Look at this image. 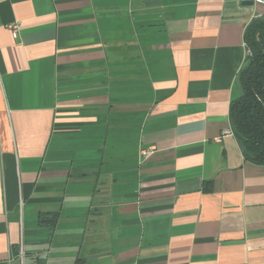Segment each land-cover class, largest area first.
<instances>
[{
	"label": "crops",
	"instance_id": "obj_1",
	"mask_svg": "<svg viewBox=\"0 0 264 264\" xmlns=\"http://www.w3.org/2000/svg\"><path fill=\"white\" fill-rule=\"evenodd\" d=\"M245 1L0 0V264H264Z\"/></svg>",
	"mask_w": 264,
	"mask_h": 264
},
{
	"label": "trees",
	"instance_id": "obj_2",
	"mask_svg": "<svg viewBox=\"0 0 264 264\" xmlns=\"http://www.w3.org/2000/svg\"><path fill=\"white\" fill-rule=\"evenodd\" d=\"M250 55L240 73L242 95L231 107V128L246 160L264 165V19L257 18L244 36Z\"/></svg>",
	"mask_w": 264,
	"mask_h": 264
},
{
	"label": "built area",
	"instance_id": "obj_3",
	"mask_svg": "<svg viewBox=\"0 0 264 264\" xmlns=\"http://www.w3.org/2000/svg\"><path fill=\"white\" fill-rule=\"evenodd\" d=\"M255 2H257L258 4H263L264 5V0H255ZM9 28L12 30V33L16 36L19 30V24L18 23H13L12 25L9 26ZM248 55H250V51L248 50ZM233 130H226L225 134H230L232 135ZM143 154H146V151H143ZM20 253H23V249L20 250Z\"/></svg>",
	"mask_w": 264,
	"mask_h": 264
},
{
	"label": "water",
	"instance_id": "obj_4",
	"mask_svg": "<svg viewBox=\"0 0 264 264\" xmlns=\"http://www.w3.org/2000/svg\"><path fill=\"white\" fill-rule=\"evenodd\" d=\"M243 4L247 6H253L255 4V0H246Z\"/></svg>",
	"mask_w": 264,
	"mask_h": 264
}]
</instances>
